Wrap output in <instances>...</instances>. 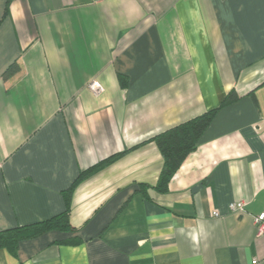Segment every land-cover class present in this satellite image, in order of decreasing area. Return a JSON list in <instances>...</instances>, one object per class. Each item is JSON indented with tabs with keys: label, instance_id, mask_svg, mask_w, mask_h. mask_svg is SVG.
<instances>
[{
	"label": "crops",
	"instance_id": "0c3cea01",
	"mask_svg": "<svg viewBox=\"0 0 264 264\" xmlns=\"http://www.w3.org/2000/svg\"><path fill=\"white\" fill-rule=\"evenodd\" d=\"M231 89L156 190L153 137ZM98 164L73 231L0 264H264V0H0V230L63 212Z\"/></svg>",
	"mask_w": 264,
	"mask_h": 264
},
{
	"label": "trees",
	"instance_id": "16d2710c",
	"mask_svg": "<svg viewBox=\"0 0 264 264\" xmlns=\"http://www.w3.org/2000/svg\"><path fill=\"white\" fill-rule=\"evenodd\" d=\"M8 1L9 0H7V2ZM15 69H17V65L15 64L8 67L6 74L11 73ZM120 78L123 84L125 77L124 80L122 76H120ZM236 99V93L233 89H231L225 94L219 106L206 110L201 114L169 127L153 137V141L156 143L163 159L160 175L154 185L156 190L160 192L167 190V184L171 176L181 165L187 154L196 147L201 134L213 119L216 111L219 108L232 103ZM100 166L101 165H96L86 171H82L71 187L64 192V196H66V208L63 212L39 222L18 225L0 230V247H5L14 251L19 241L38 236L46 231H73L74 228L70 224L69 220L70 193L79 180L88 176L96 167ZM142 186H144V184H142ZM65 241L68 242L69 239H66Z\"/></svg>",
	"mask_w": 264,
	"mask_h": 264
},
{
	"label": "built area",
	"instance_id": "2783aa9c",
	"mask_svg": "<svg viewBox=\"0 0 264 264\" xmlns=\"http://www.w3.org/2000/svg\"><path fill=\"white\" fill-rule=\"evenodd\" d=\"M88 87L95 94H98L103 90L101 83L96 79L90 80V82L88 83ZM229 210L234 211V212H239V213L244 211V201L237 200V201L231 202L229 204ZM212 214L214 216H217L219 215V212L214 210ZM252 218L256 226L257 235L264 234V208L259 213L255 214ZM252 264H260V263L255 258L252 260Z\"/></svg>",
	"mask_w": 264,
	"mask_h": 264
}]
</instances>
